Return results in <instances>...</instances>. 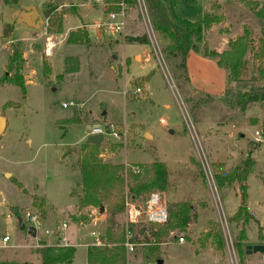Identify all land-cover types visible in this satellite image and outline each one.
<instances>
[{
    "label": "rangeland",
    "instance_id": "374dc122",
    "mask_svg": "<svg viewBox=\"0 0 264 264\" xmlns=\"http://www.w3.org/2000/svg\"><path fill=\"white\" fill-rule=\"evenodd\" d=\"M29 5L45 23L38 31L45 35L33 45L42 62L27 54L30 67L26 69L22 57L21 73L28 81L25 95L15 85H0V117H7L9 123L7 132L0 133V238L6 234L12 238L8 246H0V254L6 255L0 261H40L35 246L45 242L73 246V264H89L87 251L95 240L92 233L105 238L108 213L83 205L79 163L91 130L114 125L121 137L105 136L100 147L103 162L126 169L153 161L164 163L170 171V188L152 192H162L169 208L182 202L193 207L192 222L185 232L177 231L185 237L183 245L171 237L160 245L162 264H242L235 247L237 237L244 230L246 246L264 244L256 236L259 225L254 220L229 221L240 205L239 185L220 191L214 176L216 170L229 171L240 165L252 152L255 165L247 179V203L264 232V106L243 109L225 95L231 87L241 93L264 87L254 57L263 23L240 0L176 5L174 13L179 18L201 22L203 27L210 24L194 36L202 52L227 51L231 41L250 30L246 73L241 81L230 84L227 71L216 61L218 68L212 65L214 60L202 52L190 55L186 73L177 66L178 58L166 56L164 49L172 42L157 32L156 41L150 39L154 28L145 0H136L134 7L106 4L105 0H28L26 7ZM112 6L115 12L124 10V32L113 35L103 31L96 37L95 25ZM11 10L0 0V78L7 73L15 47L22 56V49L26 53L31 50L28 41H23L22 49L19 41L9 44L11 39L31 37L33 31L16 22ZM56 13L64 14L62 31L50 23ZM206 16L208 20L203 22ZM78 28L88 31L91 45L67 44L68 34ZM143 36H147L146 42H140ZM49 41L55 46L47 56ZM67 57L78 58V72L65 74ZM44 63L50 68L48 76H44ZM114 144L118 147L112 151ZM152 192L144 200L133 201L127 196L126 203L143 206ZM27 213L40 216L36 239L28 233ZM126 217V210L116 217L119 227L125 226ZM20 220L26 227L23 231ZM64 223L68 228L60 234L67 236V244L61 239L49 240L46 231L58 230ZM148 226L143 217L136 227L142 244L146 237L151 239ZM208 233L221 235L222 250ZM143 253L139 246L128 255V264H146ZM256 254L250 259L246 253L244 264H264V254Z\"/></svg>",
    "mask_w": 264,
    "mask_h": 264
},
{
    "label": "trees",
    "instance_id": "16d2710c",
    "mask_svg": "<svg viewBox=\"0 0 264 264\" xmlns=\"http://www.w3.org/2000/svg\"><path fill=\"white\" fill-rule=\"evenodd\" d=\"M22 0H2L6 6H19ZM255 17L263 23L262 38L260 47L254 57L259 62L258 71L264 76V2L258 3L253 0H240ZM179 2L190 5H196L198 0H145L149 16L152 21L155 32L162 35L163 39L171 40L172 44L165 47L166 56L178 58L180 63L177 65L180 69L187 72V61L192 51L202 52L194 42V36L209 29L210 24L204 27L201 22H193L187 19H181L175 15L174 9ZM106 4H127L134 7L136 0H105ZM64 14H55L51 24L57 26L62 31V22ZM208 20L205 17L203 22ZM252 33L245 30L244 34L231 41L229 50L222 53L216 51L204 50L205 57L215 60L219 68L227 71L229 83L241 81L245 75L248 61L246 59L252 44ZM67 44L91 45L93 42L86 29L78 28L71 31L66 39ZM22 54L15 47L9 58L7 73L0 78V85L10 84L19 87L25 95L26 82L22 75ZM44 76L50 75V68L46 63L43 65ZM80 63L76 57H67L65 59V74H73L79 71ZM14 71L13 76L9 74ZM225 95L239 107L246 109L256 104L264 106V87L252 89L251 92H236L232 87L227 89ZM209 96H207L208 98ZM68 123H74L69 120ZM118 144L112 146V151L116 150ZM85 152L79 163V170L82 177L83 187V205L98 208L108 213L106 228V245L90 246L87 251L89 264H128V253L124 247L125 226L117 225L116 217L126 210L127 196L133 200H144L146 196L155 189L167 192L170 188V171L164 163L153 161L150 164H139L134 166L136 169H126L124 165L105 163L101 159L102 151L91 144H83ZM251 153L247 159L240 165L229 171L224 169L216 170L214 180L220 191L239 185L240 205L231 218L230 222L247 223L249 220L258 221L248 209V185L247 179L252 173L255 161L251 158ZM16 182V181H15ZM127 191V192H126ZM170 217L166 224H149L148 230L151 239L146 237L143 242V255L148 263L159 264L161 255V246L170 237L172 231L185 232L193 220V207L188 202H182L170 206ZM130 226L135 233L136 227ZM218 242L219 248L223 249L222 237L219 233L207 234ZM259 242L264 243V236L259 232ZM246 234L241 230L237 237L235 247L239 260L245 263L246 256ZM135 241L138 243L135 233ZM152 240V241H151ZM35 253L39 256L38 264H73L76 248L73 246H62L60 244L47 245L45 242L35 248ZM0 264H37L17 261H0Z\"/></svg>",
    "mask_w": 264,
    "mask_h": 264
},
{
    "label": "built area",
    "instance_id": "2783aa9c",
    "mask_svg": "<svg viewBox=\"0 0 264 264\" xmlns=\"http://www.w3.org/2000/svg\"><path fill=\"white\" fill-rule=\"evenodd\" d=\"M145 7V6H144ZM114 6L109 8V12L105 14L103 20L96 24V30L97 32H109L113 35L116 34H122L125 30V13L124 10L121 11H113ZM146 9V8H145ZM149 37L152 41H156V35L155 31L151 28L149 32ZM53 42H48L47 47L45 49V53L47 56L52 55V51L54 48ZM138 92H142L141 89H138ZM63 107H67V104H64ZM109 130L111 132V136L115 139H119L121 136L119 133L116 132L114 125L109 126ZM104 129H101L100 127L96 126L91 130V134L97 135L100 133H103ZM257 136L259 137V133H257ZM126 211H127V217H126V223H125V243L124 247L127 250L128 255L134 254L139 246H144L145 244L138 243L135 241V233L131 230L130 226L135 227L140 223V221L145 219V221L149 224H160L164 225L168 222L170 217L169 207L166 201L164 200V197L162 195V192L155 191L152 192L147 201L144 203L143 206H138L133 203H126ZM26 220L30 224L31 227H34L36 229L37 226H41V219L40 216L36 213H27L25 216ZM68 228L67 224H62L57 232L53 231H46V234L53 235L55 238H60L62 242L67 244V236H62L64 234L65 230ZM94 237V246H104L106 245V239L101 237L100 235H97L95 233L92 234ZM170 237L173 239H177L179 243L185 242V237L183 235H180L177 233V231H172L170 233ZM11 241V238L9 236H5L2 238V243L7 246V244ZM148 264V263H147Z\"/></svg>",
    "mask_w": 264,
    "mask_h": 264
},
{
    "label": "crops",
    "instance_id": "0c3cea01",
    "mask_svg": "<svg viewBox=\"0 0 264 264\" xmlns=\"http://www.w3.org/2000/svg\"><path fill=\"white\" fill-rule=\"evenodd\" d=\"M28 1V0H27ZM27 1L26 0H22L21 1V3H20V5L19 6H10L11 7V11L13 12V14H14V19L16 20V22H19V23H21L22 25H24V26H27L28 27V29H32L33 31H32V34H31V37H29V35H28V37H24L22 40H20V39H11L10 41H8L9 42V44L11 43V42H15V41H19V42H21V49L25 46V45H22V43H23V41H28V42H30L29 43V45L27 46L28 48H30L31 50L29 51V52H27L26 53V51H25V49H22V52H23V57H24V59H25V61H26V69L28 68L29 69V67H30V63H29V59H28V57H27V54H31V55H33V56H35V57H38L39 58V60L42 62V57L40 56V55H36V53L34 52V49H33V45L34 44H39L40 42H39V40L43 37V35H45L44 33L42 34H38V33H40V32H38L39 31V29L41 30L43 27H44V25H45V23L41 20V18H40V15H39V12H38V10L35 8V7H33V6H31V5H29L28 7H26V3H27ZM86 16L87 17H89L87 14H86ZM3 22H5L4 20H3ZM2 22V23H3ZM68 30L69 29H66L65 30V35L67 36V32H68ZM97 36H99V32H97L96 31V37ZM7 37H11V36H7ZM144 37H146L147 38V36H143L142 37V40L140 41V42H146V39H144ZM64 39V38H63ZM62 44V43H61ZM5 48L7 49V50H9L10 49V46H8V43L7 44H5ZM54 53H55V56H56V50L54 51ZM197 54V52H194V51H192L191 53H190V55L191 54ZM10 55V54H9ZM190 55H189V57H190ZM198 55H199V53H198ZM205 57V56H204ZM211 61V60H210ZM188 62V61H187ZM44 65V64H43ZM212 65H215V67H217V65H216V63H215V60H214V64H213V62H212ZM218 68V67H217ZM225 81V80H224ZM28 84V81H27V76H26V85ZM8 127H9V123H8V121H7V117H5V129H4V131H3V134H5L6 132H7V130H8ZM11 174V173H10ZM15 178V177H14ZM18 182V181H17ZM18 183H20V182H18ZM21 184V183H20ZM22 185V184H21ZM48 201V200H47ZM49 202V201H48ZM103 214V213H102ZM101 214V215H102ZM255 218V217H254ZM256 219V218H255ZM257 220V219H256ZM258 221V220H257ZM258 228H257V234H256V236L258 237L259 236V232H260V229L262 228L261 226H260V223H259V221H258ZM260 228V229H259ZM21 231H23V230H21ZM53 232H57V230H55V231H53ZM262 232V234L264 235V232H263V230L261 231ZM94 233V232H93ZM92 233V234H93ZM30 234V233H29ZM31 235V234H30ZM5 236H9V235H4V236H2L1 238H0V246H5L2 242H1V240H2V238L3 237H5ZM32 236V235H31ZM37 236V235H36ZM36 236H32V238L33 239H36ZM50 236V238H49V240H54V239H59L60 240V238H55L53 235H49ZM93 236V235H92ZM101 236V235H100ZM10 238H11V236H9ZM102 237V236H101ZM72 240H74V237H72ZM11 241H12V238H11ZM10 241V242H11ZM10 242L8 243V244H10ZM175 242H176V244L177 245H183V243H179L178 241H177V239H175ZM8 244H7V246H8ZM37 246H39L38 244L35 246V247H37ZM34 253H30V255H33ZM1 255V257H0V260H4L6 257V255L4 256V254H0ZM3 255V256H2ZM254 255H257L256 253H254V254H249V256L251 257L250 259H252V256H254ZM137 257V255L136 256H133V258L135 259ZM249 261H251V260H249ZM24 263V262H23ZM30 263H40V261L38 260V261H36V262H30ZM146 264H147V262H146ZM148 264H150V263H148Z\"/></svg>",
    "mask_w": 264,
    "mask_h": 264
},
{
    "label": "water",
    "instance_id": "95a60500",
    "mask_svg": "<svg viewBox=\"0 0 264 264\" xmlns=\"http://www.w3.org/2000/svg\"><path fill=\"white\" fill-rule=\"evenodd\" d=\"M144 39H146V37H144ZM4 129H5V118L0 117V133H2L4 131ZM171 133H173V131H171ZM110 134H111V132L109 130V126L106 125L104 127V132L103 133H100V134H97V135L90 134L87 137L86 143L87 144L94 145L97 148H100L101 145L104 143L105 136L106 135H110ZM77 192L78 193H81L82 192V188L80 187L77 190ZM12 211H13V214H16V211L15 210H12ZM103 211L104 210H102V212ZM19 222H20V228H21V230L26 229L25 225L23 224V221L20 220ZM28 233H30L32 236H36L37 235V231H36V229L34 227L28 228ZM246 253L247 254H254V253L264 254V244L248 245V246H246ZM159 264H162V261L161 260L159 261Z\"/></svg>",
    "mask_w": 264,
    "mask_h": 264
}]
</instances>
